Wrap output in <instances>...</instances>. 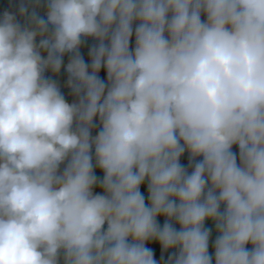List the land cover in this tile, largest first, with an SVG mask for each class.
Here are the masks:
<instances>
[{
  "label": "clouds",
  "instance_id": "clouds-1",
  "mask_svg": "<svg viewBox=\"0 0 264 264\" xmlns=\"http://www.w3.org/2000/svg\"><path fill=\"white\" fill-rule=\"evenodd\" d=\"M17 11L0 12V264H159L146 241L164 264H264V0ZM62 64L71 102L45 75Z\"/></svg>",
  "mask_w": 264,
  "mask_h": 264
},
{
  "label": "trees",
  "instance_id": "trees-1",
  "mask_svg": "<svg viewBox=\"0 0 264 264\" xmlns=\"http://www.w3.org/2000/svg\"><path fill=\"white\" fill-rule=\"evenodd\" d=\"M21 2L27 3V0H0V12H2L4 10L11 11V12L15 13L16 16H17V19L20 20L21 23H23V18L19 16V13L17 11L18 6H19V4ZM37 10H38V12H40V14L43 13V8L42 7H38ZM201 18L203 19V14H201ZM93 43H94V41L91 38H87V39H85L82 42V44L80 46L79 51H80L82 57L84 58L85 62H88V60H89V57H88V48ZM130 47H131V40H130ZM68 56H69L68 53H66L64 55V57H63V62L64 63L67 62ZM45 75H51L52 78L57 81L58 86H59L61 92L64 94L65 99L67 101L71 102L73 99H75L74 95L71 92V89L66 84L67 73L63 69V64L61 66V70H60L59 73H57V74H51V73H49V72L46 71L45 72ZM98 75L101 78H104V70H103V67L101 68V70L98 73ZM95 131H96V129L94 128L92 130V133L95 134ZM233 151H236V146L235 145L233 146ZM181 163L187 164V153L186 152L181 156ZM94 172H95V174L98 177L102 175V173L100 172L99 169H95L94 168ZM93 190L94 191H99L100 189L98 187L94 186V189ZM140 190H141L142 194L145 195V199H146V202H147V192H146V186H145V184H142L141 185V189ZM205 223H206V226L210 228L209 253L211 254V252H212V240L215 237V230H214V228L212 227V225L209 222L206 221ZM152 249H153V252H154L155 256L164 264V261H166L167 260V257H168V251H165L163 253V258L164 259L161 260V250H160V248H159V246H158V244L156 242H152ZM169 251H172V250H169Z\"/></svg>",
  "mask_w": 264,
  "mask_h": 264
},
{
  "label": "water",
  "instance_id": "water-1",
  "mask_svg": "<svg viewBox=\"0 0 264 264\" xmlns=\"http://www.w3.org/2000/svg\"><path fill=\"white\" fill-rule=\"evenodd\" d=\"M157 219L160 221V222H162L163 221V217H157ZM146 246H148V247H151L152 248V242H148V241H146ZM153 256H154V259H156L158 262H159V264H163L156 256H155V254H154V252H153Z\"/></svg>",
  "mask_w": 264,
  "mask_h": 264
}]
</instances>
